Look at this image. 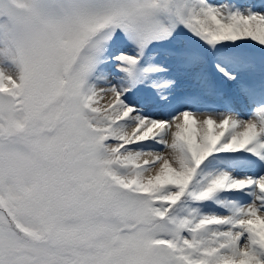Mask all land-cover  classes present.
I'll list each match as a JSON object with an SVG mask.
<instances>
[{
    "label": "snow or ice",
    "instance_id": "1",
    "mask_svg": "<svg viewBox=\"0 0 264 264\" xmlns=\"http://www.w3.org/2000/svg\"><path fill=\"white\" fill-rule=\"evenodd\" d=\"M0 264H264V0H0Z\"/></svg>",
    "mask_w": 264,
    "mask_h": 264
},
{
    "label": "bare ground",
    "instance_id": "2",
    "mask_svg": "<svg viewBox=\"0 0 264 264\" xmlns=\"http://www.w3.org/2000/svg\"><path fill=\"white\" fill-rule=\"evenodd\" d=\"M244 118H245V119H248L249 117H248V116H245Z\"/></svg>",
    "mask_w": 264,
    "mask_h": 264
},
{
    "label": "rangeland",
    "instance_id": "3",
    "mask_svg": "<svg viewBox=\"0 0 264 264\" xmlns=\"http://www.w3.org/2000/svg\"><path fill=\"white\" fill-rule=\"evenodd\" d=\"M257 2H259V0H257Z\"/></svg>",
    "mask_w": 264,
    "mask_h": 264
}]
</instances>
